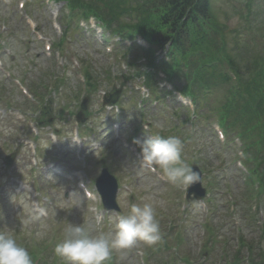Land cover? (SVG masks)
I'll return each instance as SVG.
<instances>
[{
  "label": "rangeland",
  "instance_id": "374dc122",
  "mask_svg": "<svg viewBox=\"0 0 264 264\" xmlns=\"http://www.w3.org/2000/svg\"><path fill=\"white\" fill-rule=\"evenodd\" d=\"M18 1L26 3L25 13L36 21L43 37L42 43L59 44L62 42L58 46L62 58L61 56L58 57L56 52L52 55L53 52L51 51V57L45 55L42 43L37 42L35 35L25 25L24 11L17 10L16 4ZM43 1L0 0V60L3 68L10 75L6 79L3 77L4 75L0 74V194L9 195L14 189L15 196L18 195L16 198L12 196V193L9 203L10 211L7 217L4 215L0 218V230L5 232L6 235L1 237L0 240L7 241L10 234L19 239L21 232L26 233L25 238L30 241V247L36 252H41L43 262L46 261L48 264L53 261V258H55L57 264H98L100 252L103 251H112L116 264H147L144 258L150 252V247L142 230V226L145 224L144 218L151 212H157L162 208L165 214L168 211L173 214L177 211L178 214L174 218L176 222H179L181 220L179 211L186 209V206L189 209L188 212L192 211L191 205L183 203L184 183L182 180L180 181L183 175L181 176L171 168L162 169L163 166L169 167L176 161H173L170 157L169 159L164 157V152L153 147V144L148 141L149 128L148 131L143 130V133L137 136L134 143L141 155L139 161L154 164L167 176H170L174 181L172 188L175 189L173 190L169 188L170 185H167L169 186L167 187L164 184L161 185L162 183H158L142 167V164L135 162L136 159L132 158L128 151L122 149L120 142L111 136L110 123L116 122L115 117L111 112H108L109 108H106L105 111L101 109L99 104L100 94L105 93L106 96H111L119 92L117 99L123 93L129 99L131 89H134L135 86H141L142 80L121 85L119 79L122 70H120L118 61L111 56H107L103 51L104 48L95 45L91 34L89 36L84 30V33L69 31L66 40L61 41L52 28L50 9ZM246 1L248 0H213L212 12L227 33L240 28L243 19H246L247 15L250 18H252V15H256L255 22L264 21V0H252L250 8H247V4L244 5ZM61 6V4L56 3L51 8L54 11L57 9L60 15H64ZM61 25H59L60 28ZM240 33L245 32L241 30ZM256 35L246 34L242 41L236 36L235 39L227 36L231 55L240 68L247 66L248 61H251L253 55L259 52L258 49L262 46L261 38L258 37L261 35ZM235 47H237V50ZM70 57L78 58L80 62L87 57L90 66L94 68L95 72L101 74L105 82L101 87H98L101 91L97 96L93 93L88 97L86 112H88L89 122L86 124L83 121V124H86L91 132L87 131L89 133H86L89 136H87V143L83 145L82 153L84 156L83 161H85V177L86 181L90 183V187H92L104 165L117 180L119 186L117 203L120 208L119 214L123 218L118 223L111 215L105 214L102 210L101 212L98 210L100 217L94 220L93 216L90 217L88 213H90L92 206H96V204H83L82 198L73 184H67L50 173L55 168L61 171L64 170L68 174L82 169L81 162L74 158V150H77L78 146L72 142L71 130L76 127V124L73 122L75 118H71L69 114L77 113L84 95L80 92L81 86L76 82L75 70L69 64ZM61 67H64L66 71L63 75H61ZM106 68L110 69V73L105 71ZM223 70L228 71L227 67ZM113 73L117 77L113 78ZM57 76L60 78L63 76L64 81L58 93L55 94L53 91H49L47 87L53 88L56 85L53 77ZM108 76L111 77L108 78ZM14 80L20 81L27 91H33V93L37 91L42 95L43 99L38 100L37 107L27 102L19 94L18 87L14 85ZM231 86L230 83L217 85L209 101L212 108L219 109L224 98L228 95V88ZM78 91L79 94L76 96ZM137 101V99L134 100L136 103ZM162 106L166 109L161 108ZM171 107H177V105H174L170 98L165 101L162 99L156 110L147 107L146 118L150 122L149 126H151L152 133L155 135L158 136V132H162L164 125L167 124V119L173 116ZM124 108L128 110V115L135 114L138 116V114L132 113V105H125ZM42 109L44 110V116L40 119L43 122L42 126L36 127V133L31 132L30 136L26 123L36 124V112ZM63 114L65 119H63ZM213 116H216V114L212 113L207 120H199L194 124L193 129L196 133L192 134L190 143L186 144V150L182 152L185 156L192 157L193 154H190L188 150L197 151L201 160L200 154L203 152L205 157L203 164L207 168H211L209 171L211 176H208L209 179L206 180V183L212 189H219L217 192H220V194L228 192L226 195L233 198V204L235 202L242 204L244 202H240L239 197L246 187L243 186L242 174L236 171L235 163L233 166L235 160L233 157L237 158L240 148L235 143L232 146L233 155H230V153L228 156L221 154L219 157H221L223 163L217 160L218 149L221 145L217 141L211 126V121L212 123L215 121V119L212 120ZM120 118L121 122L125 123L121 124V127L119 126L121 136L127 138L132 134L138 121L135 118L130 120H124L122 116ZM46 121H49V124ZM53 131L57 133L55 142L49 138ZM233 134H236V131L229 135ZM229 137L231 138V136ZM23 139L32 141L38 139L35 143L41 149V154L38 158L36 157L38 166L34 169H31L29 167L31 165H28L29 158H31L29 151L26 148L19 149L16 145ZM251 140L253 142L260 140L259 133L254 132L251 135ZM4 143L10 144V146L14 144L11 151L18 148V153L13 167L5 174H1L3 159L10 154L2 147ZM263 144L264 139L259 146L261 155L264 154ZM178 146L177 148L181 151L180 147L182 145L179 141ZM93 147L94 151L91 150ZM95 147H98L97 151H95ZM214 150L215 154L211 153V158L208 157L210 152ZM21 178L26 184L34 183V186H32L40 194V197L37 196L38 205L40 203L45 205L49 215L45 220L38 219L35 215L30 206L32 199L27 192L29 185L22 183L20 187L18 180H22ZM207 184H205V187L210 188ZM65 196H67V199H65ZM177 196L180 197L177 198ZM216 201V205L221 209L219 214L215 215V221L219 225H223L222 233L227 236L230 242L231 240L235 242V236L241 231L232 225L237 220L236 216L229 217L233 215L229 211L228 204H230V200L226 198L225 201V197L221 198V195L218 194ZM260 209L264 210L262 205ZM129 210L132 214L127 213ZM237 214L238 220H242L238 211ZM192 215L194 217L186 225V235L180 250L172 248L169 251H164L156 255L154 263L150 261V264H158V261H161L160 264L163 262L183 264L182 261L176 258V255H186L188 252L195 257L196 261L194 263L219 264V260L215 257L210 260L207 258L200 259L199 250L204 232L205 212L203 210L192 212ZM121 223L128 226L133 243L129 244L126 241L127 244L123 240ZM241 223L243 224V222ZM83 228L86 229V235L80 234V230ZM99 229H102V232ZM241 233L247 235V240L259 235L257 227H252V225L245 228ZM150 238H156V236ZM59 239L60 241H57ZM173 244L171 243V245ZM55 248L58 249L56 252Z\"/></svg>",
  "mask_w": 264,
  "mask_h": 264
},
{
  "label": "trees",
  "instance_id": "16d2710c",
  "mask_svg": "<svg viewBox=\"0 0 264 264\" xmlns=\"http://www.w3.org/2000/svg\"><path fill=\"white\" fill-rule=\"evenodd\" d=\"M63 1L67 4L70 20L73 22L77 17L92 14L110 34L129 39L140 34L159 48L167 46L169 62L161 61L158 69L167 75L168 81L174 83L176 88L179 78L183 77L187 84L180 90L195 102L197 120H205L209 114L215 113L226 134L236 131L233 135L244 147L245 163L249 167L251 177L264 189V154L261 155L259 148L264 139V32L258 31L264 30V21L255 22L256 16L253 17L250 30L257 34L256 36L261 35L258 37L262 38L263 46L260 52L254 51L256 53L251 61H248L247 66L240 68L229 48L227 36L233 37L211 15V0ZM73 27L76 31V26ZM235 49L237 50V47ZM85 65L88 75L94 73L89 63L85 62ZM150 65L157 68L153 62ZM223 65L234 74V81L221 70ZM182 68L187 72L184 76ZM155 78V74L147 73L145 86L151 98L157 100L159 92L155 87ZM223 83H230L232 86L228 88V95L219 109L212 108L209 104L210 98L217 85ZM96 85H98L96 78H89L87 95L91 94ZM117 104L121 107L126 103L122 99ZM180 120L182 124L191 122L187 114ZM170 122L172 121H169V124ZM168 131L177 134L180 127L171 123ZM254 132H258L260 138L255 142L251 140ZM249 193L251 192L245 189L242 191L239 200L244 203L238 204L237 207L247 228L254 220L261 222L258 239L247 241L242 236L238 237L233 252L234 246L231 247L227 239L218 236L217 229L211 223L206 225L205 248L211 249L212 253L216 245L221 243L224 264H241L244 250L249 256L255 253L258 255V263L255 264H261L263 261L264 219L260 218L257 212L251 213L248 209L251 201H255L258 210L260 205L264 208L263 190L255 192L253 199L248 197ZM255 242L258 244L254 247ZM20 248L19 246V264H24L32 258L29 253H20ZM31 254L33 256L32 252ZM184 261L191 264L187 258Z\"/></svg>",
  "mask_w": 264,
  "mask_h": 264
},
{
  "label": "water",
  "instance_id": "95a60500",
  "mask_svg": "<svg viewBox=\"0 0 264 264\" xmlns=\"http://www.w3.org/2000/svg\"><path fill=\"white\" fill-rule=\"evenodd\" d=\"M114 99L115 98H111L109 102H114ZM198 179H199V174L195 169H193L192 184L189 193L194 191L196 198L200 199L203 196V192L199 189ZM97 186L102 195V200L105 208L106 209L115 208L114 197L116 193V185L114 180L103 174L101 178L98 180Z\"/></svg>",
  "mask_w": 264,
  "mask_h": 264
}]
</instances>
